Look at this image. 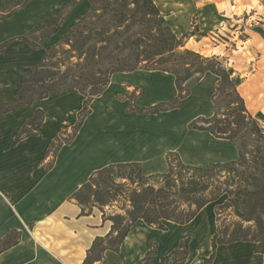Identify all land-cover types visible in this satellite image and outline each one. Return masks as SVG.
<instances>
[{"label": "crops", "instance_id": "crops-1", "mask_svg": "<svg viewBox=\"0 0 264 264\" xmlns=\"http://www.w3.org/2000/svg\"><path fill=\"white\" fill-rule=\"evenodd\" d=\"M10 1L0 0V44L52 19L70 0H28L7 15L9 9L3 7ZM152 1L176 36L191 31L192 18L197 15V30L189 35L185 46L202 55L206 52L198 44L203 39L210 38L215 30L228 31L232 22L237 24L233 32L244 29L247 22L241 15L248 12L253 14L250 18L256 16L254 31H250L264 40V0H240L242 9L238 14L228 8V4L235 8V0ZM217 5L225 9L218 11ZM88 9L86 1L73 6L57 32L41 41V48L17 40L0 54V103L19 98L22 74L39 62L43 48L55 45ZM224 20L227 23L220 29ZM206 27L212 30L204 32ZM220 47L216 45L215 49ZM212 55L222 54L211 52L209 56ZM217 81L216 76L206 73L179 107L158 114H137L130 110L128 96L132 91L137 92L133 102L136 107L168 102L177 95L174 76L146 70L114 73L103 93L91 100L90 112L73 139L62 145L53 159L47 152L51 142L71 131L82 107L84 97L77 90H65L0 114V239L9 230L19 232L18 243L0 254V264H82L93 240L104 237L111 222H103L97 209L90 215H79L80 208L69 196L92 172L104 166L136 162L146 176L167 171L168 152H175L183 163L195 166L236 159L237 150L228 140L188 127L195 118L212 115L211 98L209 103L207 99L214 93ZM244 90L239 92L242 97ZM246 107H250L248 103ZM36 110L43 114L38 134L14 143ZM215 222L214 202L205 205L187 224L167 222L166 230L148 227L138 220L130 227L119 251L106 250L95 264H159L160 258L184 238H189L184 264H202V258L211 254V241L217 236ZM197 231L205 235V246L197 249L191 260ZM256 247L254 242L243 241L218 245L210 264H264V254L256 252ZM151 249L153 261L145 259Z\"/></svg>", "mask_w": 264, "mask_h": 264}, {"label": "trees", "instance_id": "trees-1", "mask_svg": "<svg viewBox=\"0 0 264 264\" xmlns=\"http://www.w3.org/2000/svg\"><path fill=\"white\" fill-rule=\"evenodd\" d=\"M27 1L12 0L3 9H9V15ZM82 1L88 3V11L55 45L43 48L39 62L20 78L19 98L0 103V114L65 90H77L84 97L82 107L71 131L51 142L47 152L53 159L59 148L73 139L90 112L91 100L103 93L112 74L146 70L173 75L175 98L147 108H130L137 114H158L179 107L190 92L185 82L195 76L196 83L210 73L218 78L211 97L213 113L195 118L188 127L228 140L237 150L236 159L207 166L185 164L175 152H168L167 171L146 176L136 162L109 164L92 172L69 200L80 208L79 215L97 209L103 222L110 221L111 226L104 237L93 240L82 264L98 263L106 250L118 252L138 220L166 230L167 222L187 224L205 205L222 197L224 201L215 208L217 236L202 264L212 262L218 245L236 241L254 242L256 252L264 254V128L246 109L235 78L222 63L185 48L187 35L176 36L152 0H70L52 19L2 42L0 54L17 40L41 48V41L57 32L61 20ZM59 54L64 57L58 58ZM42 121V111L36 110L14 143L38 134ZM227 209L239 220L227 223L222 219L220 213ZM247 222L252 225L244 227ZM18 241L19 232L9 230L0 239V254ZM188 242L189 238L182 239L159 264H184ZM152 255L151 249L145 259L153 261Z\"/></svg>", "mask_w": 264, "mask_h": 264}, {"label": "rangeland", "instance_id": "rangeland-1", "mask_svg": "<svg viewBox=\"0 0 264 264\" xmlns=\"http://www.w3.org/2000/svg\"><path fill=\"white\" fill-rule=\"evenodd\" d=\"M203 1L204 3L210 0H197ZM214 1V0H211ZM228 4V3H227ZM256 4V2L254 3ZM234 4L230 7L228 4V8L230 10H234L236 14L240 13L242 6L240 0H235V8ZM218 11H221L224 8V5H217ZM234 8V9H233ZM250 12L241 15V18L246 21L247 24L241 30H238L236 33L233 32L234 26L237 24L232 22V28L226 31L225 29L221 30L220 33H217L215 30L213 33L209 35L210 38L203 39L201 43L198 44V47L206 52L203 53L204 57H216L209 56L211 52H221L222 55H219L217 60L222 63V65L226 68V70L231 74L232 77L235 78L238 84V92H241L240 89L245 88L243 91V98L245 107L246 103L249 104V108L246 109L254 116L260 123V125L264 128V40L262 37L256 34L254 31L253 23L255 21V17ZM245 18V19H244ZM197 15L192 18L191 22V31H187L183 35H187L185 38V45L187 43V39L189 35H193L197 30V26L194 25L195 21H197ZM227 21V19H225ZM222 21L220 23V29L223 28V24L226 25V21ZM254 21V22H253ZM257 27V26H256ZM212 27H206L204 32L211 31ZM225 30V31H224ZM251 30V31H250ZM181 35V36H183ZM205 36H208L206 34ZM180 37V36H178ZM216 45H220L219 49H215ZM185 48H188L185 46ZM192 50V49H190ZM194 51V50H192ZM196 52V51H194ZM198 53V52H197ZM202 55V54H201ZM64 56L59 54L58 58H63ZM58 60V59H57ZM196 77L194 76L189 81L185 82L184 87L189 88L190 90L194 88V80ZM214 92V91H213ZM136 91H132V93L128 96L131 102L130 107H134L133 102L134 98L137 95ZM213 94V93H212ZM212 94L207 99V103L212 96ZM136 107V106H135ZM234 148V147H233ZM236 151V149L234 148ZM224 201V197L214 202V211L218 204H221ZM222 219L226 220V222H235L238 221L237 218L231 209H227L226 211H222L220 213ZM216 221V214H215ZM248 225H252L251 222L243 223V226L246 227ZM216 226V222H215ZM196 240L193 246V251L190 254V259L192 260L195 257V253L197 249H202L205 246V235L201 234L200 231L195 233Z\"/></svg>", "mask_w": 264, "mask_h": 264}]
</instances>
